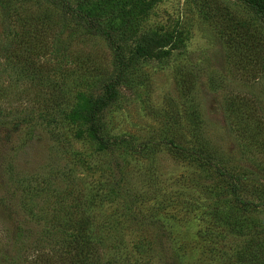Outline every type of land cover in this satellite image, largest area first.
Returning <instances> with one entry per match:
<instances>
[{"label":"rangeland","instance_id":"obj_1","mask_svg":"<svg viewBox=\"0 0 264 264\" xmlns=\"http://www.w3.org/2000/svg\"><path fill=\"white\" fill-rule=\"evenodd\" d=\"M8 1L16 15L52 6ZM55 1V14L63 2L113 29L111 43L98 29L86 33V17L67 12L68 51L82 68L64 72L69 63L57 64L71 108L55 126L35 117L28 100L34 79L0 70V111L10 114L0 116V163L9 162L20 183L15 189L0 174V218L11 219L0 221V261L11 254L4 239L17 216L23 228L14 264L58 250L50 217L57 208L74 211L75 202L100 225V264H264V57L257 41L264 18L240 0ZM115 54L125 60L122 70L110 66L115 96L88 118ZM180 73L185 90L176 83ZM12 110L20 112L13 117ZM252 119L263 136L249 141L248 130L236 126ZM168 140L184 149L204 145L214 165ZM216 169L238 175L237 199Z\"/></svg>","mask_w":264,"mask_h":264},{"label":"trees","instance_id":"obj_2","mask_svg":"<svg viewBox=\"0 0 264 264\" xmlns=\"http://www.w3.org/2000/svg\"><path fill=\"white\" fill-rule=\"evenodd\" d=\"M240 1L246 6L255 9L257 13L264 18V0ZM49 3L53 7L57 5L55 0H51ZM8 5H10V1L4 0L3 5L0 6V70L9 68L15 75L22 76V78L28 79L29 81L34 79L35 82L33 81L32 86H30L32 89L30 92L31 99L28 100H31V106H33L36 115L35 117L37 120L39 119L38 122L43 125L52 124L55 126L59 123V120H63L64 122V119H66V115L71 108L70 101H68V90L64 87L68 85H66L64 81L60 82V79L62 78H55L58 67L57 64L62 60L69 63L67 66L62 65L64 67L62 68L64 72H66V70L67 72L70 70L75 72L77 69L81 70L82 68L81 59L78 58V56L72 55L71 52L68 51V46L71 44L70 40L72 32L66 30L65 15L67 12H73V16L77 21H79L81 17H86V33L93 34L96 29H98L97 33L109 41V43H111L110 32H113V29L106 30V28L99 26L96 22L91 20L86 13H81L77 10L72 11L65 8L63 2H61L60 10L57 14L53 13L52 6H48L42 8V12H39L41 8L39 7L38 11L16 15L9 10ZM62 34L63 37L61 38ZM249 36V40H251V33ZM228 39L237 41L229 34ZM257 41L258 50L262 52L264 57V31L260 34L257 33ZM44 54H46V57H44L43 60L37 58ZM60 55L64 58L61 59ZM124 61L123 58L115 54L106 64L105 70L107 69V74H105V78L107 80L102 82L103 92L94 96L90 105L88 118L94 115L100 107L104 106L114 98L115 89L110 82V66L111 64L115 66L117 63V68L122 70L125 67V65L122 64ZM117 74L119 75L120 73L117 71L112 77H116ZM180 74L179 78H176V83L181 90H185V88L181 87L184 86L183 84H185V82L182 79V73ZM12 109H16V107ZM233 111L234 109L232 112ZM18 112H20V110L16 112L15 110H12L11 114L14 117L13 114ZM6 114L10 115L7 112L2 113L0 111L1 117H4ZM236 116L240 117L238 114ZM21 120L22 118L19 119V121ZM3 122L4 119H0V124ZM258 123L257 119L248 121L242 120L236 127H238L240 131L248 130V135H245V137L247 140L251 141L253 136L256 138V135H262L260 133L261 127ZM94 138L100 145H107L106 141L99 134L95 133ZM168 143L178 150L187 151L192 154L197 153L199 157L203 158L207 163L214 165L211 157H209V153L205 151L204 145L202 144H199L196 149H184L181 146L174 144L171 140H168ZM217 171L222 175H226L229 191L232 197L237 199L236 180L238 179V175L236 173L235 175L228 173L227 171ZM1 173L8 179L15 189L17 188V185L20 184L18 183L19 174L12 170L9 162L0 163V174ZM21 191L16 194L17 197L22 193ZM88 199V201H90L92 198ZM72 206L74 211L71 209H55L53 216L50 217L49 220L50 226L53 227V229L56 225L55 229L60 236L56 241L59 249H52L56 252L43 251V254L42 252H35L34 256H31V263L37 264V262L40 261L41 264H100L99 260L102 254V241L99 234L94 232V230L98 229L100 225H92V221L89 217L90 215L83 212L84 208L82 209L80 206V208H77L78 204H75V202H73ZM19 207L23 208V203L20 204ZM87 208L86 203L85 209ZM7 215L1 218L4 220L10 219ZM17 217L18 220L12 218L13 220L10 224H14L15 229H10L9 232H6L5 237H7L8 240L4 239V244H10V248L12 249L10 250L11 254L4 257L3 260L0 261V264H14L16 253L18 252V249L21 250L19 246L21 244L20 238L23 228L21 223L23 219L19 218V216ZM1 218L0 221L2 220ZM53 221L56 223L54 224ZM1 233L2 231L0 234ZM16 245H18V247ZM46 256H48L47 259Z\"/></svg>","mask_w":264,"mask_h":264}]
</instances>
